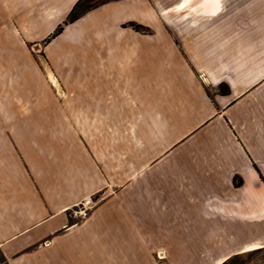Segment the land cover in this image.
I'll return each mask as SVG.
<instances>
[{
	"label": "crops",
	"instance_id": "0c3cea01",
	"mask_svg": "<svg viewBox=\"0 0 264 264\" xmlns=\"http://www.w3.org/2000/svg\"><path fill=\"white\" fill-rule=\"evenodd\" d=\"M178 1L167 7L175 19L167 25L159 10L155 34L137 42L143 52L131 58L138 91L152 93L153 125L167 126L163 148L154 146L147 164L144 151L138 152L142 162L135 184L115 202L98 207L88 222L95 228L81 233L88 246L78 232L76 244L63 248L58 231L69 226L64 212L93 191L60 193L57 183L50 198L47 185L27 178L23 161L18 173L15 136L0 134V251L8 264H60L63 255L70 259L62 264H115L113 251L125 250L118 243L127 228L141 253L154 247L165 258L169 254L170 264H221L248 248L264 247V0L234 9V21L221 18L223 0L216 2L215 13L223 4L216 16L203 13L206 0L177 11ZM63 12L59 9L55 19ZM123 49L105 57L109 73L105 68L101 78L108 89H113V66H128L130 54ZM77 73H90L86 87L95 86V72L80 68ZM235 176L242 185L234 184ZM97 228L108 243L102 245Z\"/></svg>",
	"mask_w": 264,
	"mask_h": 264
},
{
	"label": "rangeland",
	"instance_id": "374dc122",
	"mask_svg": "<svg viewBox=\"0 0 264 264\" xmlns=\"http://www.w3.org/2000/svg\"><path fill=\"white\" fill-rule=\"evenodd\" d=\"M77 1L0 0V134L10 133L17 139L11 143L18 146V173L23 161L27 178L29 174L33 184L40 181L47 185L50 198L55 195L57 183L60 193L82 187L93 191L64 212L69 226L58 232L64 235L60 246L68 250L76 244L78 232L81 244L88 246L89 239L82 238L81 233L86 235L88 229L95 228L88 222L98 207L107 200L115 202L132 189L138 176L137 164L142 162L138 152L144 151L147 164L152 159L147 155L152 148L159 144L163 148L167 126L153 125L152 93L138 91L137 66L131 58L133 53L143 52L137 50L136 43L155 34L153 23L159 19V10H164L161 20L167 25L176 16L169 15L167 8L175 0H83L71 18L69 14ZM202 1L190 0L188 5L198 6ZM261 1L223 0L225 12L221 18L234 21L238 19L233 16L234 9ZM205 5L203 13L216 16L223 4L215 15L216 0ZM59 9L63 15L55 19ZM69 27L72 31L66 37ZM122 39L124 46L120 44ZM121 47L123 53L130 54L128 66L121 70L113 66V89H108L101 78V74L109 73L105 57ZM80 68L85 74L95 72L92 89L86 87L90 73L82 77L77 73ZM105 68L107 72L102 73ZM225 88L227 85L221 89ZM41 136L43 140H39ZM33 145L39 147L31 149ZM24 157L35 163L28 165ZM111 204V208H117V204ZM127 229L122 230L118 243L125 250L113 251L115 264H170L169 254L162 257L154 247L141 253L135 235ZM96 230L100 234V228ZM100 238L103 245L106 241ZM120 254L127 258H117ZM81 255V262H87L86 254ZM97 255L104 257L99 251ZM63 256L60 264L70 259ZM0 264H8L1 251ZM230 264H264V247L234 255Z\"/></svg>",
	"mask_w": 264,
	"mask_h": 264
},
{
	"label": "trees",
	"instance_id": "16d2710c",
	"mask_svg": "<svg viewBox=\"0 0 264 264\" xmlns=\"http://www.w3.org/2000/svg\"><path fill=\"white\" fill-rule=\"evenodd\" d=\"M82 2H83V0L77 1V3L74 5L72 11L70 12L69 17L74 18V15L73 14H74V12H76L77 8H79V6L81 5ZM90 8H91V6L87 7L86 9L87 10H90ZM54 35H56V33H54ZM221 87H222V85H221ZM227 90H229L228 86H227ZM242 183H243V180H242V178L240 176H235L234 177V184L236 186H240V185H242ZM254 250H256V249H254ZM254 250H250V251H254ZM232 259H233V256L232 257H229L227 260H225L221 264H230L231 261H232Z\"/></svg>",
	"mask_w": 264,
	"mask_h": 264
},
{
	"label": "snow or ice",
	"instance_id": "6c2138e0",
	"mask_svg": "<svg viewBox=\"0 0 264 264\" xmlns=\"http://www.w3.org/2000/svg\"><path fill=\"white\" fill-rule=\"evenodd\" d=\"M189 2H190V0H183V2L178 5L176 10L179 11L181 9H184L185 7H187ZM206 2H207V0H206ZM216 2H218V0H216ZM212 14L215 15V12H213Z\"/></svg>",
	"mask_w": 264,
	"mask_h": 264
},
{
	"label": "bare ground",
	"instance_id": "6f19581e",
	"mask_svg": "<svg viewBox=\"0 0 264 264\" xmlns=\"http://www.w3.org/2000/svg\"><path fill=\"white\" fill-rule=\"evenodd\" d=\"M71 27V26H70ZM70 27L67 29L66 33H65V36L67 37L72 30H70ZM258 247H251V248H248L247 251H250V250H254V249H257ZM160 256L164 257L165 256V253L164 252H160Z\"/></svg>",
	"mask_w": 264,
	"mask_h": 264
},
{
	"label": "built area",
	"instance_id": "2783aa9c",
	"mask_svg": "<svg viewBox=\"0 0 264 264\" xmlns=\"http://www.w3.org/2000/svg\"><path fill=\"white\" fill-rule=\"evenodd\" d=\"M82 213H83V215H87V212L86 211H83Z\"/></svg>",
	"mask_w": 264,
	"mask_h": 264
}]
</instances>
